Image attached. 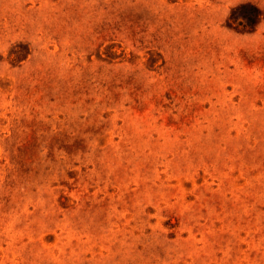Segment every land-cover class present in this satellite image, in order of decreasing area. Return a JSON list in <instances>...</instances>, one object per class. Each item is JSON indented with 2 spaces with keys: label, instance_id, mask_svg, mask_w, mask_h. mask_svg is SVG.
<instances>
[{
  "label": "rangeland",
  "instance_id": "374dc122",
  "mask_svg": "<svg viewBox=\"0 0 264 264\" xmlns=\"http://www.w3.org/2000/svg\"><path fill=\"white\" fill-rule=\"evenodd\" d=\"M0 264H264V0H0Z\"/></svg>",
  "mask_w": 264,
  "mask_h": 264
}]
</instances>
